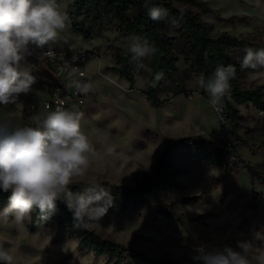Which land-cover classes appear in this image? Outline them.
<instances>
[{"label": "rangeland", "instance_id": "374dc122", "mask_svg": "<svg viewBox=\"0 0 264 264\" xmlns=\"http://www.w3.org/2000/svg\"><path fill=\"white\" fill-rule=\"evenodd\" d=\"M73 0H59L67 10ZM216 9L223 20L210 19L214 32L228 31L232 35L264 38V3L255 0H205ZM66 28L59 39L50 44L58 48H83L93 51L86 61L88 76L97 88L96 100L88 103L84 113L82 130L85 131L95 154L90 157L85 175L76 181H110L134 186L138 179L153 174L154 167L164 149L173 141L186 136L204 135L214 138L221 124V116L214 109L209 95H202L198 78L186 81L188 94L171 97L160 107L151 106L143 89L149 76L137 69L133 89L110 67L116 60L110 45L119 43L118 32L107 28L94 30L91 39L79 33L74 23L82 18L68 15ZM86 25V24H85ZM148 65V64H147ZM181 70L187 67L184 59L178 62ZM37 77L40 71H35ZM245 81L264 85V70L250 73ZM20 96L22 105L0 106V115L11 114L21 123H30L32 99L38 104L42 91ZM40 94H37V93ZM167 92L162 93L166 97ZM226 125L244 141L239 142V152L252 169L264 177V114L252 106L238 105L231 100L220 107ZM114 147L112 155L107 147ZM180 170V184L171 188L164 202L171 205L179 219H170L153 212L146 206L132 216L125 217L118 210L105 214L88 226L119 243H132L153 257L178 259V264H201L194 260L195 249L223 247L239 251L238 241L251 240L254 233L264 231V180H252L250 169L237 164L232 172L224 167L199 162L178 152L173 157ZM259 193L258 208L249 207L252 192ZM184 197H194L184 200ZM0 247L16 257L14 264H114L92 251L78 249V240L68 230L58 229L53 220L39 230H31L30 221L18 230L12 218L0 219ZM143 264V263H140Z\"/></svg>", "mask_w": 264, "mask_h": 264}, {"label": "clouds", "instance_id": "9594fccd", "mask_svg": "<svg viewBox=\"0 0 264 264\" xmlns=\"http://www.w3.org/2000/svg\"><path fill=\"white\" fill-rule=\"evenodd\" d=\"M149 18L160 21L167 16L162 0H144ZM68 13L59 0H0V106L22 105L21 95L33 91L37 83L29 45L43 48L55 43L66 28ZM124 46L132 54L137 68L152 77L147 82L155 86L163 73L152 74L145 63L157 49L147 40L131 35L124 38ZM55 56L51 50L41 55ZM242 68L264 69V47L246 48ZM60 71L67 72L69 86L79 95L95 92L90 80L79 68L65 61ZM236 69L233 65H218L207 78H198L199 86L209 95V102L219 110L231 89ZM37 94H40L39 92ZM60 106L52 110L47 104L21 123L11 114L0 115V192L8 194L0 219L9 217L18 230L31 221L38 210V219L48 221L62 200L72 213L77 226L99 221L113 204L108 188L100 183L86 186L73 193L75 178L85 175L95 149L82 130L84 113ZM116 149L107 147L112 155ZM239 251L230 246L195 249L194 260L201 264H264V231H256L251 240L238 241ZM16 257L0 247V264H14Z\"/></svg>", "mask_w": 264, "mask_h": 264}, {"label": "trees", "instance_id": "16d2710c", "mask_svg": "<svg viewBox=\"0 0 264 264\" xmlns=\"http://www.w3.org/2000/svg\"><path fill=\"white\" fill-rule=\"evenodd\" d=\"M264 3V0H255ZM162 7L167 9V16L160 21H153L144 7V0H73L67 7L68 15L82 18V22L74 23L75 29L85 38L91 39L94 30L99 32L114 28L118 32L119 43L110 45L116 64L110 69L125 79L129 88L136 85L137 63L132 54L124 46V38L136 35L151 43L157 51L145 61L152 74L163 73L162 78L151 86L147 81L143 93L153 107H160L171 97L188 94L186 81L193 76L201 75L207 79L218 65H233L235 78L230 80L231 89L223 101L230 107L231 100L238 105L252 106L264 114V85L248 83L245 78L254 72L264 69L242 68L241 60L246 48L264 47V38L239 37L228 31L214 32L210 19L223 20L216 9L205 0H162ZM86 24V25H85ZM183 58L187 67L181 70L178 62ZM167 92L166 97L162 93ZM202 95L207 92L202 88ZM218 132L229 140L244 139L232 131L226 124H220ZM190 156L193 159L224 167L232 172L237 164H244L250 169L252 180L263 175L246 163L240 152L218 146L215 141L204 135L186 136L170 143L159 156L153 174L138 179L134 186L111 183L110 181H78L71 185L73 193L81 192L90 184L100 183L108 188L113 197V204L106 214L116 213L125 217L132 216L137 210L146 206L153 212L170 219H179L172 211L171 205L164 202L166 193L180 184V170L176 168V153ZM235 157L232 159V157ZM259 193L252 192L249 207L258 208ZM194 197H184L190 200ZM8 194L0 192V210L6 206ZM38 210L32 213L31 230H39L53 220L58 229L68 230L77 238L78 249L92 251L104 256L108 263L114 264H178V259L153 257L146 251L135 248L132 243H119L91 229L88 225L77 226L72 213L66 204L57 201V211L48 221L38 219ZM88 224V223H87Z\"/></svg>", "mask_w": 264, "mask_h": 264}, {"label": "built area", "instance_id": "2783aa9c", "mask_svg": "<svg viewBox=\"0 0 264 264\" xmlns=\"http://www.w3.org/2000/svg\"><path fill=\"white\" fill-rule=\"evenodd\" d=\"M29 48L32 51V55L27 57V59L35 66L33 72L34 74L35 71L41 72V76L37 77L39 85L36 91H42L44 95L39 104L35 98L32 99L30 110L35 112L45 104L54 110L57 106H60V101H64L63 107L82 111L88 103L96 98L97 88L88 76L85 66L89 57L94 55L93 51L83 48H58L50 44L45 45L43 48H37L35 45L30 44ZM50 50L55 53V56L44 55L42 59L40 58L43 53H47ZM65 61L69 62L73 67L79 68L80 72L83 73V77H80L79 73H77L78 78L90 80L93 83L95 87L94 93L87 96L79 95L74 88L69 86L67 72L62 73L60 71ZM218 111L222 118L221 124H226L222 109L220 108ZM212 139L220 147L236 148L239 151L240 140H229L220 132H217ZM234 158L233 156L232 159Z\"/></svg>", "mask_w": 264, "mask_h": 264}, {"label": "crops", "instance_id": "0c3cea01", "mask_svg": "<svg viewBox=\"0 0 264 264\" xmlns=\"http://www.w3.org/2000/svg\"><path fill=\"white\" fill-rule=\"evenodd\" d=\"M35 75V74H34ZM37 80H38V78H37ZM145 96V95H144ZM96 100V98L93 100V101H95ZM92 102V101H91ZM149 103V102H148ZM232 131H234V130H232ZM235 132V131H234ZM165 150V149H164ZM163 153V152H162ZM181 155V154H180ZM190 157V156H189ZM192 158V157H191ZM175 161V160H174ZM203 162H206V161H203ZM177 168V167H176ZM221 169H222V167H220ZM178 169V168H177ZM179 179V178H178ZM257 231H259V230H257ZM261 231H262V229H261Z\"/></svg>", "mask_w": 264, "mask_h": 264}]
</instances>
